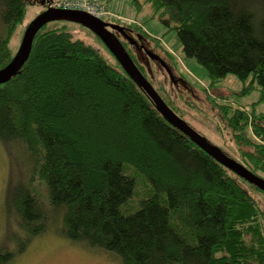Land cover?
<instances>
[{
	"label": "trees",
	"instance_id": "1",
	"mask_svg": "<svg viewBox=\"0 0 264 264\" xmlns=\"http://www.w3.org/2000/svg\"><path fill=\"white\" fill-rule=\"evenodd\" d=\"M131 1L135 12L150 5L212 81L252 78L264 100V0ZM34 2L0 0V68ZM47 25L0 84V142L20 145L28 169L13 194L25 239L16 251L0 247V264L51 221L123 264H264V210L243 184L251 183L171 124L112 53L116 65L64 26ZM217 107L238 156L221 149L264 179V111ZM141 182L147 191L137 199Z\"/></svg>",
	"mask_w": 264,
	"mask_h": 264
},
{
	"label": "rangeland",
	"instance_id": "2",
	"mask_svg": "<svg viewBox=\"0 0 264 264\" xmlns=\"http://www.w3.org/2000/svg\"><path fill=\"white\" fill-rule=\"evenodd\" d=\"M44 1L49 0H35L27 4L25 18L11 40L13 52L16 53L20 46L24 28L47 9ZM102 1L119 15L118 18L108 17L106 21L113 22L115 19L121 23L118 25L123 27L126 34L127 51L176 114L212 144L238 156L232 132L220 113L223 109L217 106L229 104L248 112L264 111V100L257 83L252 78L242 81L234 74L212 81L203 65L195 58L184 55L176 32L168 30L150 5L143 3L142 8L135 12L136 7L131 0ZM61 26L73 33L74 37L93 44L109 63L116 65L111 52L90 29L69 20L51 21L47 28ZM2 33L0 19V35ZM25 163L20 145L6 146L0 142V247L10 251H16L25 239L13 207L15 189L19 184L28 182L24 172L25 169L28 172ZM243 184L264 210V193L247 182ZM35 185L37 192L45 197V186L38 181ZM138 191L137 199L147 191L146 185L141 182ZM50 227L35 236L24 251L16 253L7 264H123L113 253L67 238L53 221Z\"/></svg>",
	"mask_w": 264,
	"mask_h": 264
},
{
	"label": "water",
	"instance_id": "3",
	"mask_svg": "<svg viewBox=\"0 0 264 264\" xmlns=\"http://www.w3.org/2000/svg\"><path fill=\"white\" fill-rule=\"evenodd\" d=\"M50 2L46 1L45 3L44 1L43 3L48 4ZM56 20L74 21L90 29L102 40L127 74L146 91L154 102L157 110L171 124L181 130L218 162L231 169L237 175L257 186L264 192V179L262 177L254 174L243 164L226 154L220 147L212 144L205 136L196 131L183 118L176 114V112L165 102L154 86L139 69L138 65L126 50L123 43L111 30H109L108 27H111L117 30V32L125 33L123 27L118 24L108 23L102 19L94 17L86 11L48 6L47 9L41 12L28 24L17 52L8 64L0 68V84L8 81L24 66L31 54L34 38L37 32L45 24Z\"/></svg>",
	"mask_w": 264,
	"mask_h": 264
},
{
	"label": "built area",
	"instance_id": "4",
	"mask_svg": "<svg viewBox=\"0 0 264 264\" xmlns=\"http://www.w3.org/2000/svg\"><path fill=\"white\" fill-rule=\"evenodd\" d=\"M48 5L54 8L86 11L94 17L102 20L108 17L118 18L119 16L116 11L109 10L102 0H60V2L52 0Z\"/></svg>",
	"mask_w": 264,
	"mask_h": 264
},
{
	"label": "flooded vegetation",
	"instance_id": "5",
	"mask_svg": "<svg viewBox=\"0 0 264 264\" xmlns=\"http://www.w3.org/2000/svg\"><path fill=\"white\" fill-rule=\"evenodd\" d=\"M108 23L116 24L115 22H108ZM108 28H109V30H111L119 38V40L124 44V46L126 48V43H127L126 42V34L123 33V32H121V33L120 32H117V30H115V29H113L111 27H108ZM126 50H127V48H126Z\"/></svg>",
	"mask_w": 264,
	"mask_h": 264
}]
</instances>
